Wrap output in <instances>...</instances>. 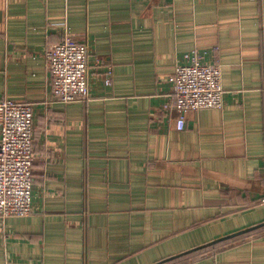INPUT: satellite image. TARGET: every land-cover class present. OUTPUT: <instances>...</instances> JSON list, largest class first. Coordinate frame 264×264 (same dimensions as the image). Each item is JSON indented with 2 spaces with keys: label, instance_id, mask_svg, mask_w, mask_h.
Wrapping results in <instances>:
<instances>
[{
  "label": "crops",
  "instance_id": "obj_1",
  "mask_svg": "<svg viewBox=\"0 0 264 264\" xmlns=\"http://www.w3.org/2000/svg\"><path fill=\"white\" fill-rule=\"evenodd\" d=\"M66 34L90 45L85 102L53 95ZM193 51L224 106L180 131L165 106ZM3 100L32 105L35 160L0 264H264V226L231 237L264 223V0H0Z\"/></svg>",
  "mask_w": 264,
  "mask_h": 264
},
{
  "label": "built area",
  "instance_id": "obj_2",
  "mask_svg": "<svg viewBox=\"0 0 264 264\" xmlns=\"http://www.w3.org/2000/svg\"><path fill=\"white\" fill-rule=\"evenodd\" d=\"M53 95L63 104L90 98V45L66 34L47 52ZM198 51L185 56L170 78L174 103L167 111L178 112L177 129L183 131L187 115L203 109H222L225 91L218 63L205 62ZM111 85V70L105 78ZM34 111L29 103L0 101V220L33 213Z\"/></svg>",
  "mask_w": 264,
  "mask_h": 264
},
{
  "label": "water",
  "instance_id": "obj_3",
  "mask_svg": "<svg viewBox=\"0 0 264 264\" xmlns=\"http://www.w3.org/2000/svg\"><path fill=\"white\" fill-rule=\"evenodd\" d=\"M263 226H264V223L261 224V225H258V226H256V227H252V228H250V229H247V230H245V231H242L241 233H237V234H235V235H232L231 237H235V236L241 235V234H243V233H247V232H250V231L256 230V229L261 228V227H263ZM231 237H229V238H231ZM222 240H223V239H222ZM217 242H218V241H217ZM212 244H216V243H212Z\"/></svg>",
  "mask_w": 264,
  "mask_h": 264
}]
</instances>
